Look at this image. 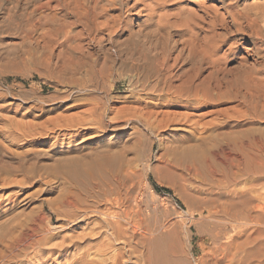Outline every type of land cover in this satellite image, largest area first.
I'll use <instances>...</instances> for the list:
<instances>
[{
  "label": "bare ground",
  "instance_id": "6f19581e",
  "mask_svg": "<svg viewBox=\"0 0 264 264\" xmlns=\"http://www.w3.org/2000/svg\"><path fill=\"white\" fill-rule=\"evenodd\" d=\"M142 1L143 0H0V15L6 13L7 17L17 18V14H20L19 17L23 22L26 21V24H31L37 28L44 27L47 20H49L48 22H51V25H49L52 33L61 34V37H63V39L65 37L66 41L75 29L80 28L81 31H79V33L75 32L70 39L76 40L75 42L77 44L78 42L87 43L86 45L81 44L82 46L79 44L77 47V51L81 50V56H84L86 60L85 63L82 62L79 67H76V71L83 75V79L80 80L83 84H90L93 89L95 87L98 91L105 79L110 78V74L113 75L119 67V70L128 75L131 83L130 87L140 83L143 87H140V93L143 92V95L150 98L145 99L146 96L142 97L143 95L137 96L136 101L134 100L133 102V104L135 103L137 105L135 106L136 108L133 109L129 106L128 108H131V110H128L124 107V115L120 110L116 118L111 120L109 117V120L106 117L111 112L112 107H114L113 100L118 102V100L121 99L120 95L118 98L112 99V96L111 99L108 98L106 100L98 98L99 96L93 97L92 99H90V97V103L87 102V104H85L80 102L83 106H91L86 112L84 111L87 117L84 116V113V115L81 114V112L78 113L79 115H77V113L73 115L78 117L84 116L82 118H75V116H73L71 119L67 120L69 116L65 117V119H67L63 121V123L66 121L67 123L59 127V131H66L67 133L62 134L55 130L48 134L44 132L45 136L42 134L43 139H55L57 142L61 141L62 138H73L82 135L83 132H87L86 134H92V137L87 140H95L96 138H101L112 124L118 125L122 123L123 120L121 119L125 117V121L136 120L143 128L141 129L140 127V129L137 130V136L134 134L138 139L136 143L134 139L133 147L128 148L125 144L122 148L120 147L121 151L119 153L114 152V149L111 148L112 146L106 148L101 146L103 148L97 149L95 153L80 154L78 152L80 147H76L77 145H67L68 147L64 152V157L65 155L71 156L59 160L56 165L53 164L54 162L51 163L53 165L47 166L46 168L44 167L45 171H43L47 173V177L50 178L49 180H55V183L52 185L50 182H45L47 185H51V188L49 187L50 190L48 189L49 191H47L46 189V192L48 193L58 188L61 191V193L59 192L60 194L57 201L47 204L41 203V207L38 208V211L36 213L33 211L34 215L32 214V216L26 220L22 219V216L16 214L14 217H11V219L4 220L0 224V264H131L133 259H136L138 264H180L181 259L179 260V256L181 255L178 254L180 253L178 250L184 247L180 245L182 247L178 248L176 245H179V243L178 241L176 242L174 238V229L170 230V226L156 223V220L151 215L153 213H151V208L148 205L149 201L142 204L143 201L137 199L139 196L135 198L137 190H141L140 186L142 183L137 174H135L137 169H135L136 172L134 171L135 173H133V169L136 166L131 168L133 166L131 165L132 162L130 163L125 160L126 154L128 152L130 153V151L135 154L133 158L136 156V159L140 158L144 149H150L149 151H151L155 147V144L149 142L148 137L151 136L150 134H155L156 132H165L171 128L174 131L184 130L186 127H191L189 129L192 131V136L189 135L184 139L172 141L174 147L172 149L170 148L171 150L167 152L172 158L171 165L184 168L193 175L195 173L199 174L201 171V169H199V164L202 160H205L206 163L208 162L211 164L207 166L212 174V178H214V176L220 178L218 180L222 185L219 187L223 186L225 189L233 186L236 187L243 183L242 179L244 176H246V179L249 178L246 182L252 184L253 176L256 175L257 166L261 168L260 172L262 173V177H264V154L260 156L262 152L259 155L255 154L256 151L254 152L255 148L264 142L260 137L259 139L262 142L256 138L259 133L253 136V129H251L252 131L249 129L248 131H251L252 135H249L251 132L244 133L245 135H242V138H229L226 137L228 135L227 133L224 135V132L214 135L215 132H218V130L220 131L219 128L222 125L227 123L220 122L222 120L221 117L235 116L239 119L263 117L264 7L257 6L255 3H248L249 0H216L220 5L219 8H216L207 4L211 0H205L198 1V8L196 10H191L182 7L184 4H191L190 0H158L143 7L144 11L148 13L144 15L146 20L141 21V17H143L142 9L139 10L140 12L137 9L139 8V3H142ZM243 2L245 3L242 4ZM172 7L175 8V12L171 13V11H164ZM160 11H164V13L162 14L161 12L160 14ZM135 16H139L141 21L138 25L140 30L137 33H134L133 27H135V25L132 23ZM9 20L7 22H9ZM14 23L16 24V22ZM21 26H23V24ZM24 27L27 28L28 26ZM50 27H48V30ZM48 30H44L43 32H47ZM125 36H127V39H124ZM246 38L253 40L254 47L252 52H254L253 56L256 57V60L252 64L248 62V59H240L238 57L240 49L239 43ZM76 43L74 45H76ZM105 43L108 44V47L111 45L116 51L111 54V49H107ZM69 45L70 44H68V46ZM235 45L238 47L235 48ZM88 46L89 48H86ZM177 52L178 54L175 57ZM71 54L69 55L70 57ZM74 55L72 54V56ZM102 56L103 58H101ZM77 57L79 58V56ZM233 61H237L238 64L236 67L228 69L227 64ZM115 67L117 68L115 69ZM205 74H207V76H205ZM112 75L110 78L111 80L113 77ZM178 82L181 84L175 86ZM70 87H72V85H70ZM124 96H122V98ZM149 96H152V98ZM68 98L67 96V99ZM85 98L87 97H84V99ZM67 99L64 98L63 100L67 101ZM225 105H234V108L229 106L232 109L227 108L225 110L212 111L214 108L216 109ZM239 105H243L242 107L245 111L241 110L242 107L237 111L236 109ZM164 108H177L185 112L181 111L182 113L178 112L172 114L168 112L171 110L166 111L168 113H166L165 110H161L162 112L159 111ZM204 108H212V110L210 109V113H203L202 115L198 113L199 115L197 117V112ZM145 109L149 112H142ZM133 110H135V114H132L131 111ZM138 111L141 113L140 115L138 114L139 116L137 115ZM193 112H196V114ZM126 113L127 115H125ZM207 116H214L216 118H213L214 120L212 122L202 123V119ZM0 118L2 119V117ZM107 119L109 123H107ZM195 119H197V121H195ZM229 119L230 118H228L227 121ZM57 120L56 118L55 121ZM60 121V125H62V120ZM17 125L18 124L15 125V128L19 127ZM29 125L30 124H28V127ZM46 125V128L50 129V127H48L49 125ZM121 125L122 124L119 126ZM22 126L20 127L22 128ZM137 127L139 126L137 125ZM230 127L233 126L231 125ZM11 128H14V125ZM25 128L24 125L22 129L26 131ZM46 128L44 131L49 130ZM3 129L0 130L6 132V130ZM13 130L11 133L12 135ZM16 130H18V128ZM37 131H39V128ZM37 131L35 132L37 133ZM73 131L77 133L79 131V133L77 135H71L70 132L72 133ZM256 131L258 130L256 129ZM256 131L254 129V133ZM208 132L211 135L206 137ZM243 132L239 131V135ZM14 134L17 135L16 133ZM229 134V136H231V133ZM234 135L238 136L236 134ZM9 136L11 135L9 134ZM261 136L263 135L261 134ZM18 138L20 137L18 136ZM24 138L28 139L26 136ZM15 139L16 141L19 140L16 137ZM15 139H12L14 143H16ZM213 139L223 142L220 143V145L218 144V147L215 149L214 147L213 149H211V147L208 149L205 148L204 146H207L208 142H212ZM193 140H196L197 142H195L197 144L199 142V146L194 143L193 144L196 146H186L187 143H192ZM9 142L11 143L10 140ZM213 144H216V142H213ZM42 145H44V143H42ZM130 145L131 144H129V146ZM260 147L259 145L258 150ZM262 147L260 149H262ZM38 148L36 147L37 150ZM31 149L32 148H30V150ZM9 150L12 152V148H9ZM44 150L46 151V149ZM75 152H77V154H75ZM34 153L37 154V152ZM34 153L31 155L32 157ZM54 153L58 152L54 151ZM257 153L259 152L257 151ZM72 154H75V156ZM18 155L16 156L18 157ZM43 155L41 154V156ZM21 156L22 158L24 157L23 154H21ZM46 156L47 158L51 157V154L48 153ZM7 159L6 161L12 160L10 158V160ZM166 159L168 158L166 157ZM34 162L33 163L36 165V161ZM218 162L222 164V166L218 165ZM29 163H31V160L27 162V164ZM37 163L40 164V162ZM11 164L13 163L11 162ZM20 164L22 165V163ZM192 164L195 167L194 170L191 166ZM10 167L12 166L10 165ZM6 168L8 167L6 166ZM32 168L34 169V167ZM44 168H42V170ZM129 168L132 172H129ZM201 168H203V166ZM37 171H35V175ZM13 172H11V174ZM7 173H5L6 177L10 175ZM32 173L30 174L32 175ZM14 174L15 173H13L12 176H14ZM51 178H53V180ZM6 180L7 179H4V184H2L3 187L10 185L8 184L10 182ZM9 180L10 179H8V181ZM24 183L26 184L25 181L20 184ZM17 184L20 185L19 183ZM244 185L245 183L243 187ZM246 185H249V183ZM241 190H243L242 187ZM251 190L250 188L249 191ZM233 192L235 195H239L240 198L237 199L243 200V198H241L242 195H240L242 191H239V193L237 190H233ZM246 194L249 195L248 192ZM230 196H232V194ZM233 198L235 199V197ZM233 198L231 197L230 200ZM16 201L15 199L13 203L16 204ZM24 201L26 200L24 199ZM241 204L244 205L243 203ZM250 204L253 205L252 203ZM26 205L27 204H25V206ZM14 207L16 208V205H14ZM143 207H145V209ZM233 208L236 207L228 204L226 207L222 208V213L224 217L227 216L230 219L229 221L232 222L233 225H236L235 230L238 229L239 233H237L238 231L235 232V230H233V232L237 236L243 231L242 228L244 225L237 221L238 224L233 223L235 222L233 221L235 216L233 212H236ZM254 209H256V207H254ZM4 213L3 215L10 217L9 212L5 211ZM76 228H81L86 233H83V236L79 235V237L67 236L63 233L66 230L71 232ZM254 249L252 248L251 250L254 251ZM182 252L184 253V251ZM93 255L95 256L93 257ZM95 257H99V259L96 260ZM206 260L208 261L207 258ZM211 260L214 259H210V261ZM219 261L220 260H218L217 264H219ZM247 261L249 262V260ZM215 262L216 261H214L213 264H216Z\"/></svg>",
  "mask_w": 264,
  "mask_h": 264
},
{
  "label": "rangeland",
  "instance_id": "374dc122",
  "mask_svg": "<svg viewBox=\"0 0 264 264\" xmlns=\"http://www.w3.org/2000/svg\"><path fill=\"white\" fill-rule=\"evenodd\" d=\"M154 1H158V0H143L142 3H139V8L137 10L139 11L140 9H142V14H143L142 16L143 17H141L142 18L141 21L146 20V17H144V15H147L146 13H148V12L144 11L143 7H145V5L151 4ZM190 1H191V4H189V5L184 4L182 7L188 8L191 10H196L198 8V5H197L198 1H205V0H190ZM244 3L245 2H243L242 4H244ZM248 3H255L257 6L264 7V0H249ZM207 4L209 6L216 7V8L220 7V5L217 3L216 0H211ZM7 5H8V3H7ZM174 9L175 8L172 7V8L166 9L164 11L165 12L171 11V13H172V12H175ZM164 11H160V14H161V12L163 14ZM137 12H135V13H137ZM18 13H21V12H18ZM17 15H18L17 18L7 17L6 13L4 15H0V117H2V119L0 118V120H1V122L3 120L9 122V123L5 122V121H3L2 123L0 122V129L2 130L4 128L6 130V132H4V131L2 132L0 130V214H1L0 217L2 216L1 217L2 219L0 218V224L4 220L6 221L7 219H11V217H14L16 214L22 216L23 217L22 219L26 220L27 218H30L34 212L36 213L38 211V208L41 207V203L47 204L49 202L53 203V202L57 201V199L59 198L58 196L61 193V191L58 188L59 190L57 189V190H53V191L48 192V193L46 192V189H47V191L50 190L51 185L55 183V180L54 181L49 180L50 178L47 177V173H45L43 171H45V168L47 166L49 167V166H52L53 164L56 165V164H58L59 160H62L66 157L71 156V155H69V156L65 155V157H64V152H65L66 148L68 147L67 145H69V146H72V145L76 146L77 145L76 147H80V149H78V152L80 154L81 153L82 154L95 153L97 151V149L103 148V147L106 148L108 146H112L111 148L114 149L113 151L119 153L121 151V148L125 144H126V146H128V148H132L133 147L132 145H134L133 144L134 139H135V141H134L135 143L137 142V139H138L136 137L137 136V130L140 129V127H141V129H143L142 126L136 122V120H131V121L127 122V121H125L126 120L125 119L126 117H125L124 118L125 120L121 119V120H123L122 123H120V124H122L121 126H119L120 124H118V125L112 124L109 127V130L101 138H96L95 140L94 139L87 140V139L92 137L91 136L92 134L91 135L86 134L87 132H83L82 135H79L80 137L79 136H76L73 138L68 137V139L62 138L61 141H57V142L55 139H43L42 134H43V136H45L44 132H47L46 134H48V133L56 130L58 132H61L62 134L67 133L66 131H59V129H60L59 127L63 126L64 123H67V121L63 123V121H65L67 119V118L65 119V117L69 116L67 120L71 119L73 116H75V118H79L81 116L78 117V116L73 115V114L77 113V115H79L78 113H80V112H81V114H83V113L85 114V112L91 107V106L87 107V105L83 106L82 104H80V102L87 104V102L90 103V101H89L90 99H92L93 97H96V96L97 97L99 96L98 98H103L106 100L108 98L111 99L112 96H113L112 99L118 98L120 95L121 99H119L118 102L116 100H113V103H114L113 106L115 108L112 107V110L110 112L111 114L109 113V115H107V117H106L108 119L110 117V119L112 120V119L117 117V114L120 110H121L120 112L123 113V109L125 110V108L128 110H131V108H133V109L136 108L135 106H137V105L135 103L133 104L134 100L136 101V97L142 96L144 93L143 92L140 93V90H141L140 87H142V85L140 83H137V85L139 84L138 87H137V85H134V84H132V85H134L133 87H130L131 83H130V79L128 78V75L126 73L122 72L121 70H119V67L118 68L115 67V69L117 68L118 70L116 69V71L114 72L113 75L110 74V76H109L110 78H111V75L113 76L112 80L110 78H108L109 80L105 79L106 84H105V81L103 83L101 82L102 86L99 87L98 91L95 87L93 89V87L90 84H85V83L83 84V82L80 81L81 79H83L82 78L83 75H81L78 71H76V67H79L82 64V62L85 63L86 60H85L84 56H81V52H80L81 50L77 51V47L79 44L80 45L81 44L86 45L87 43L86 42H83V43L78 42V44H77L75 42L76 40L74 41V40L70 39V38H72L73 34H75V32L79 33V31H81L80 28L75 29L74 32L72 33V35H70L69 39L66 41V38L64 37V39H63V37H61L62 36L61 34L59 35L58 33H54V32L52 33V31L50 30L51 29V27H50L51 22L49 23L48 22L49 20H47L44 27H38L39 28L38 29L37 27H34L31 24H26L27 22L26 21L23 22L21 20V18L19 17L20 14H17ZM8 20H9V22H7ZM141 21H140L139 16L134 17V20L132 21V23L135 25V27H133L134 33H137L140 30L138 25ZM14 22H16V24ZM17 23H19V24H17ZM22 24H23V26H21ZM29 25H30V28L32 27L31 29L29 28ZM24 26H26V27L28 26L27 28H29V29L25 28ZM48 27H50L49 28L50 31L48 30ZM33 28L35 31L33 30ZM44 30H48L52 34L49 33L48 31H47L48 32V34H47L46 31L43 32ZM42 33H44V34H42ZM45 33H46V35H45ZM49 34H51V35H49ZM44 35H45V37H44ZM50 37H52V38H50ZM125 37H124V39H127V36H125ZM59 40H60V42H59ZM74 42L76 43V45H74L75 44ZM68 44H70V45L68 46ZM105 46H107V49H109V50L111 49L110 50L111 54H113L116 51L115 48L111 47V45H109V47H108V44L105 43ZM234 47L237 48L238 46L235 45ZM239 47H240V49L238 52V57L240 59H248V62L250 64L254 63V61L256 60V57L253 56L254 52H252V49L254 47L253 40H251L249 38L243 39L242 42L239 43ZM86 48H89V46ZM71 53L73 55L74 54L75 55L72 56ZM70 54H71L72 58L69 56ZM177 54H178V52L175 54V57L177 56ZM76 55L79 56V58ZM101 58H103V56ZM79 62H80V64H79ZM173 62H172V64H173ZM237 64H238L237 61L229 62L227 64V67H228V69H232V68L236 67ZM205 76H207V74H205ZM110 81H111V83H110ZM69 84L72 85V87H70ZM180 84L178 82L175 84V86L176 85L178 86ZM82 87H84V88H82ZM101 87H104V88H101ZM85 88H88V89H85ZM89 88H91V89H89ZM131 89H133V90H131ZM70 90H72V91H70ZM98 92L100 95L98 94ZM224 92H226V91H224ZM224 92H221V93H224ZM91 94H92V96H91ZM106 94L107 95L110 94V95H108V97H107ZM124 95H126L127 97ZM62 96H64V97H62ZM67 96L69 97L68 99H67ZM83 96L87 97V98L84 99ZM122 96H124V97L122 98ZM129 96H131V97H129ZM144 96H146V95H143L142 97H144ZM149 97L152 98V96H149ZM64 98L67 99V101L66 100L64 101L63 100ZM145 99H150V98H148V96H146ZM85 100H87V101H85ZM74 104H76V105H74ZM234 105H236V104H234ZM234 105H232V106L231 105L220 106L216 109L214 108L213 110H212V108H204V109L198 111L197 114H196V112H193V113H195L196 116L198 117L199 114L202 115L203 113L204 114L208 113V112L210 113L211 110L212 111H214V110H225L227 108H230L229 106L234 108ZM82 106L84 107V110H83ZM129 106L131 107L130 109L128 108ZM242 106H240V105L237 106L238 108L236 110L239 111L238 109ZM232 108H230V109H232ZM166 109L167 108L160 109L159 111L165 110V112H166L168 110H171L168 112L172 113V114L178 113V112H180V113L185 112V111H182V110L177 109V108H172L173 111H172V109H167V110ZM81 110H83V111H81ZM174 110H176V111H174ZM241 110L245 111V109H243V107L241 108ZM124 112H126V111H124ZM131 112H132V114H135V110H133ZM138 112H137V115L138 114L140 115L141 113L140 112L138 113ZM142 112L147 113L149 111H147V109H145ZM168 112H166V113H168ZM123 115H124V113H123ZM125 115H127V113ZM84 116L87 117V114H85ZM84 116H82V117H84ZM209 116L204 117L202 119V123L212 122L214 120L213 118H216L214 116H211V117H209ZM56 118L58 119L57 121H55ZM225 118H226V120H225ZM228 118H230V119L227 121ZM108 119H107V123H109ZM221 119L222 120L220 122H225V123L227 122V123L222 125L219 128L220 131L218 130V132H215L214 135L222 134V132H224V135H226L225 133L228 134L226 137L242 138V135H245L246 133L251 132L252 131L251 129H253V131H252L253 136H256L259 133L256 138L259 141H261V140L264 141V134H263V131H264V114H263V117L259 116L256 118H252L253 120L251 118L239 119L235 116L234 117H228V116L227 117H221ZM60 120H62V125H60V123H61ZM247 120H249V121H247ZM195 121H197V119H195ZM57 122L59 125L57 124ZM123 123H124V125H123ZM16 124H18L17 126H19V127L22 125L23 126L25 125V127H26L25 130L27 132L24 131V129H22L23 126H22V128L20 127L21 130L19 129V127H17L18 130H16L17 129V128H15ZM28 124H30L29 127H28ZM46 124L49 125L48 127H50V129L46 128L47 127ZM8 125H9V128H11L14 125V128L9 129ZM137 125L139 127H137ZM231 125L233 127H230ZM236 125H237V127H236ZM43 126H44V128H43ZM38 128H39V131H40V128H41V131H42V129H43V131L42 132L37 131ZM45 128L49 129V130L44 131ZM189 128H191V127H188V128L186 127V128H184V130H175V131L172 130V128H171L170 130H167L165 132H161V133L156 132L155 134H150L151 136L149 135L150 137H148L149 142L155 144V147L151 151H149L150 149H144L140 155V158L142 157L143 159L142 158L136 159L137 158L136 156H135V158H133L134 157L133 155H135V154H133L131 151H130V153L129 152L127 153L130 156H128L126 154L125 160L129 161L130 163L131 162L135 163V164L131 163V165H133L131 168L136 166L133 169V173H135L137 171L135 174H137V176L140 178V181L142 183L140 186L141 190L138 189L137 194L136 195L134 194L136 197L135 196L134 197L137 198L139 196L140 198L138 197L137 199L143 201L142 204H144L147 201H149V202L151 201L150 203L148 202V205L151 208V213H153L151 215L156 220V223H158L160 225H164V226H170V230L174 229V234H175L174 238H175L176 242L178 241V243H179V245L178 244H176V245L178 246V248L182 247V246L184 247L183 249L179 248V250H178V251H180V253H178V254L181 255V256H179V260L181 259L180 264H191V263L192 264H196V263L197 264H199V263L213 264L214 261H216L215 263L217 264L218 260H220L219 264H222V263L223 264H234V263L235 264H242V263L244 264L245 260L247 262V263L245 262V264H264V200H263L264 199V194H263L264 193V189H263L264 188V180H263L264 177H262V173L260 172L261 168L259 166L256 167V170L258 172L256 171V175L253 176L252 181L254 182V184H253V182H252V184H250V182H246V181H248L249 178L246 179V176H244L242 179L243 183L238 185L239 188H238V186H236V187L233 186V187H228L225 189V188H223V186L219 187L220 185H222V184H220V182L218 180L220 178L215 177L214 175H213L214 178H212V174H211L210 170H208L209 169L208 166L211 164L208 162L206 163L205 160H202L203 162L201 161V163L199 164V169H201L199 174L195 173L192 175L191 172L186 171L184 168L174 167L173 165H171L172 158L167 152L174 147L172 145L173 140L184 139L185 137H187L189 135L192 136V131H190L191 129H189ZM13 129H15V130H13ZM29 129H31V130H29ZM35 129H37V130H35ZM249 129L251 131H248ZM254 129H255V131H256V129L258 130L255 132L256 134L254 133ZM12 130H13V135L11 134ZM20 131H22V132H20ZM35 131H37V133ZM239 131L240 132L244 131V132L239 135ZM261 131H262V133H261ZM33 132H35V133H33ZM252 132L249 133V135L250 134L252 135ZM14 133H16L20 138H18V136L15 135ZM22 133H23V136H22ZM24 133H25V135H24ZM32 133L34 135L35 134H39V135L34 136ZM40 133H41V135H40ZM78 133H79V131H78ZM78 133L75 131H73L72 133L70 132L71 135H77ZM229 133H231V136H229L230 135ZM9 134L11 136H9ZM234 134H236L238 136H235ZM261 134L263 136H261ZM93 135H95V134H93ZM159 135H161V136H159ZM210 135L211 134H209V132H208L206 134V137H208ZM14 136L21 141H19V140L16 141ZM25 136L28 139L24 138ZM28 136H30V137L32 136V137L30 138ZM52 136H53V134H52ZM194 136H195V134H194ZM38 137L39 138L41 137V138L39 139ZM82 137H84V138H82ZM156 137H157V139H156ZM204 137H205V135H204ZM259 137L261 140L259 139ZM6 139H7V141H6ZM12 139H15L16 143H14V140H12ZM151 139H152V141H151ZM9 140L11 141V143L9 142ZM24 140H26V141H24ZM124 140H126V141H124ZM74 141H76V142H74ZM83 141H85V142H83ZM195 141L196 140H193L192 143L191 142L187 143L186 146H196V145L199 146L200 143L198 142V144H197L196 143L197 141L196 142ZM213 142L214 143L216 142V144H213ZM222 142L223 141L219 142L216 139H213L212 142L211 141L208 142V145L204 146V147L207 149L210 147H211V149H213V147H214V149H215L218 147V144L220 145V143H222ZM42 143H44V145H42ZM66 143H68V144H66ZM193 143L196 145H194ZM262 143L259 144L261 147L263 146L262 149H260L261 148L260 147L258 150V147H259V145H258L254 150V152L256 151L255 154H258V155L262 152L260 156H262L264 154L263 153L264 142H262ZM120 144H122V145H120ZM129 144H131V145L129 146ZM17 146L18 147L20 146V147L18 148ZM95 146H97V147H95ZM101 146H103V147H101ZM7 147H8V149H7ZM33 147H35V148H33ZM36 147L37 148L39 147L38 148L39 154H38V150L36 149ZM114 147L117 149H115ZM9 148L10 149L12 148L13 153L10 152ZM30 148H32V149L30 150ZM202 148H203V146H202ZM44 149H46V151ZM47 149H48V151H47ZM91 149H93V150H91ZM54 151H56L58 153H54ZM90 151H92V152H90ZM257 151L259 153H257ZM5 152H8V153H5ZM23 152H25V153L28 152L29 154L28 153L25 154ZM32 152L33 153L37 152V154L34 153V156L32 157L31 156V155H33ZM40 152H42V153H40ZM44 153L45 154L50 153L51 157L47 158V156H46L47 154L45 155ZM4 154H6V155H4ZM7 154H8V157L12 160H10L7 157ZM21 154H23V156H24L23 158L25 160L22 158ZM41 154L42 155L44 154V155L41 156ZM52 154L54 155V157ZM75 154H77V152H75ZM75 154H72V155L75 156ZM143 154H145V155H143ZM16 155H18V157H21L22 159L18 158ZM26 155H28V156H26ZM55 155H57V156H55ZM10 156H12L13 158ZM29 157H30V159H29ZM166 157L168 159H166ZM5 158L7 160H10L13 164H11L10 161H6ZM13 160H14V162H13ZM30 160H31V163L27 164V162H30ZM34 161H36V165L34 164L35 163ZM8 162H9V165H8ZM37 162H40V164ZM17 163H18V165H17ZM20 163H22V165ZM51 163H53V164H51ZM33 164L35 166H37V164H38L37 167H39L40 169L35 167ZM44 164H46V165H44ZM217 164L222 166V164H220L219 162ZM10 165L13 168L10 167ZM31 165H33V166H31ZM6 166L8 168H6ZM191 166L194 170L195 167L193 166V164ZM202 166H203V168H201ZM32 167H34L35 170ZM129 167H130V165H129ZM27 168L28 169L30 168L29 169L30 171ZM42 168H44V169L42 170ZM135 169H137V170L135 171ZM18 170L20 171V173ZM31 170L33 173L31 172ZM128 170H129V172H132V170L130 168ZM10 171L11 172L15 171V172H13V173H15L14 176H12L13 173L11 174ZM21 171L23 172V175H22ZM35 171H37L36 173L39 175H37V174L35 175ZM7 172H10V173H7ZM24 172L25 173L28 172V173L25 174ZM5 173H7L8 175L10 174L9 176H11V177H9V176L6 177ZM30 173H32V175ZM197 175H199V176H197ZM209 175H211V176H209ZM25 176L27 178L29 177L28 178L29 180ZM4 179H7L6 181L10 182V183H8L10 185L3 187L2 184H4ZM8 179H10L11 181L10 180L8 181ZM32 179H34V180H32ZM51 179L53 180V178H51ZM24 181L26 182V184L25 183L20 184L21 182L23 183ZM45 182L46 183L50 182L51 185H49V184L47 185ZM17 183H19L22 186L18 185ZM38 183H40V184H38ZM216 183L219 185H217ZM244 183H245V185L243 187ZM247 183H249V185H246ZM19 186H20V188H19ZM241 187L243 190H241ZM247 188H248V190H247ZM250 188L252 189L251 191H249ZM233 190H237L238 192L242 191L241 192L242 194H240V195H242L241 198H243V200L237 199L240 197H239V195L238 196L235 195ZM230 192H231L232 196H230L231 195ZM247 192L249 195L246 194ZM251 192H253V193H251ZM141 194H143V195H141ZM243 195H244V197H243ZM144 196H146V197H144ZM231 197L232 198L235 197L236 200L234 198L230 200ZM246 198H248V199H246ZM250 198H251V200H250ZM15 199L17 200L16 201L17 203L15 202L16 204L13 203V201ZM24 199L26 201H24ZM226 201H228V202H226ZM244 201H246V202H244ZM240 202L243 203L244 205H242ZM250 203H252L253 205H251ZM25 204H27V205L25 206ZM228 204H230L232 206L234 205V207H236V208H233V210L236 211V212H233V214L235 215L233 218V221H235V222H233V223L238 224L237 222H239V223H242L244 225V227L242 228L243 231L240 234H238L237 236L233 232V230H235L236 225H233L232 222L229 221L230 219L227 216L224 217V215L222 213V210H223L222 208L226 207ZM14 205H16V208L14 207ZM247 205H249V206H247ZM216 207L220 208V209H217ZM254 207H256V209H254ZM34 208H35V210L37 208V210L35 211ZM143 208L145 209V207H143ZM153 208H154V210H153ZM237 208H238V210H237ZM245 208H246V210H245ZM152 210L155 212H153ZM5 211L10 213V217L6 216L7 214L4 213ZM14 211H15V213H14ZM3 213L6 215H3ZM222 229H223V231H222ZM237 231H238V229L235 230V232H237ZM63 233H64V235H67V236L79 237V235L83 236L86 232L84 230H82L81 228H76V229L72 230L71 232H68V230H66ZM216 233H218V234H216ZM237 233H239V231ZM226 237L228 240L226 239ZM229 238H231V239H229ZM227 241H228V243H227ZM180 245H182V246H180ZM222 246H224L225 248ZM252 248L253 249L255 248L254 251L251 250ZM181 250L184 251V253ZM249 252H250V255H249ZM221 253H222V255H221ZM182 254H183V256H182ZM226 255L229 258H227ZM94 256L95 255H93V257ZM212 256L215 257L216 259L213 258ZM216 256L218 257V260H217ZM96 257H95L96 260L99 259V257L98 258H96ZM186 257H187V260H186ZM206 258L208 259V261L206 260ZM184 259H185V261H184ZM210 259H214V260L210 261ZM135 260L136 259H133L131 261V264H138L137 260L136 261ZM247 260H249V262Z\"/></svg>",
  "mask_w": 264,
  "mask_h": 264
}]
</instances>
